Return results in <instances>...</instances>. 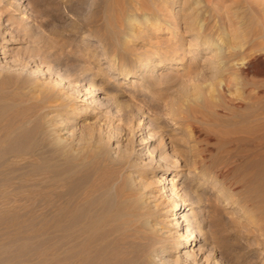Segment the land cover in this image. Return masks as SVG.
Instances as JSON below:
<instances>
[{
  "label": "rangeland",
  "instance_id": "rangeland-1",
  "mask_svg": "<svg viewBox=\"0 0 264 264\" xmlns=\"http://www.w3.org/2000/svg\"><path fill=\"white\" fill-rule=\"evenodd\" d=\"M50 1L0 0V125L4 126H0L3 130H0V147L3 140L6 142L0 148V157L4 156L0 159V202L8 203L5 207L0 206V264H77L79 261L84 264L83 252L77 256L78 261L72 259L70 249H67L66 222L78 216L75 218L78 220L72 221L82 224L87 220L88 229L87 226L85 229L89 230L102 206L105 210L112 209L113 226L102 229L101 223L100 230L97 227L89 230L97 228L98 238L106 245L96 251L90 244L92 249L86 253L89 255L87 264H116V260L123 264L129 256L137 261L126 264H138V261L145 264L144 256L135 255L136 242L127 236L131 226L138 225L143 219L153 224L157 232L156 237L152 236L162 240L165 251L158 254L159 257H151V264H264L262 149L258 147V141L252 143L246 136L248 127L258 124L264 117V0H157L154 11L165 16L169 8L175 26L160 25L156 31L146 30L131 42L111 40L107 36L105 21L97 20L93 0L79 5L86 7L79 17L65 6L64 0ZM197 30L200 32L196 33ZM209 33L222 37L227 34L232 47L243 44L244 57L253 56L247 71L238 80L245 79L242 83L246 85L240 101L233 97L227 104V98L216 88L220 102L213 103L215 107L208 102V107L200 105L207 101L210 85L215 88L220 77L214 70L215 64L209 63L207 52L202 50L206 47L202 36ZM119 46H124L125 51L120 50L122 58L119 63L110 61L108 56L112 47ZM143 55L145 60L150 59L145 71L139 73L143 75L126 78L120 73L122 67L136 65L137 57ZM236 68L232 69L235 74L238 73ZM89 83H93L95 92L84 95ZM127 85L132 88L127 89ZM255 94L258 98L253 97ZM193 102L196 107L203 106L205 116H198L196 120L185 118L187 110L193 108ZM75 104L81 109L80 114L70 119L68 129L64 130L60 117ZM186 121L190 122L189 129L182 125ZM60 137V147L54 146L56 144L51 142ZM35 141L39 143L38 147ZM65 143L71 148L66 147L63 151L60 148L68 146ZM70 149L73 150L71 154ZM121 155L124 161L119 160ZM9 175L12 178L9 179ZM165 177L171 182L164 185L163 190L162 178ZM123 179L133 183L131 202L127 200L129 195L124 200L117 193ZM168 188L173 189L181 209L175 212L169 209L163 214L159 202ZM63 191L70 193L69 196L74 191L73 198H67L68 202L57 199L66 195ZM76 198L81 199L80 202ZM120 199L127 200V204H122ZM58 200L64 206L63 211L55 204ZM69 201L76 207L71 208L75 216L70 214L69 217L67 213L72 205L66 204ZM133 201H142V211L147 209L149 212L138 215L141 218L126 217V221L121 213L127 209L122 207ZM80 203L81 210H76ZM85 203L89 209L85 208ZM93 210H96L95 214ZM113 212L120 213V217L115 213L113 216ZM53 213H57L58 221L53 219L55 223ZM84 213L89 215L86 216L88 219ZM73 222H70L72 227ZM58 224L63 228L61 244L55 236ZM79 224L73 228L81 229ZM189 230L197 237L184 248L173 247L181 240L182 233ZM111 239H115L114 243ZM156 245L155 248H160ZM168 249L171 250L166 252ZM95 255L103 258L102 261L97 256L101 261L98 262Z\"/></svg>",
  "mask_w": 264,
  "mask_h": 264
},
{
  "label": "bare ground",
  "instance_id": "bare-ground-1",
  "mask_svg": "<svg viewBox=\"0 0 264 264\" xmlns=\"http://www.w3.org/2000/svg\"><path fill=\"white\" fill-rule=\"evenodd\" d=\"M37 2H38V0H36ZM50 1V0H49ZM65 2V6H67V7H69V9L72 11V13L74 14V15H76V16H81L82 15V10L84 11L85 9H86V7H80L79 5L80 4H85L87 1L86 0H64ZM94 1V5H95V8L97 9L96 11V13H95V15H97L96 17H97V20H104L105 21V28H106V32H107V36H109L110 38H111V40H116V39H123V40H129V42H131L134 38H137L138 37V35L140 34V33H143L144 31H146V30H155L156 31V29H158V28H160V25L162 26V25H167V27L168 26H170V25H174L175 26V22L173 21V18L174 17H172V11L171 10H169V8H168V10H167V12H166V14H164L165 16H162V15H160V14H163L162 12L160 13V12H157V11H154V4L157 2V0H93ZM168 1V0H167ZM44 2H45V0H44ZM51 2V1H50ZM44 4V3H43ZM46 4H47V2L45 3V6H46ZM50 4V3H49ZM37 6V5H36ZM39 6V5H38ZM47 7V6H46ZM50 8H51V5H50ZM49 8V9H50ZM171 9V8H170ZM46 10L47 9H45L44 11H45V13H46ZM43 11V12H44ZM69 11V10H68ZM166 11V10H165ZM45 13H44V15H45ZM51 13H53V12H51ZM59 13V12H58ZM50 15V14H49ZM48 15V16H49ZM50 17V16H49ZM95 17V18H96ZM97 22V21H96ZM101 23V22H100ZM168 23V24H167ZM91 24V23H90ZM98 24V23H97ZM91 25H93V24H91ZM204 25V24H203ZM99 26V25H98ZM101 26V25H100ZM104 26V25H103ZM171 27V26H170ZM91 28V27H90ZM95 28V27H94ZM98 28V27H97ZM96 28V29H97ZM202 28V23H201V25H200V29ZM101 29V28H100ZM196 30V29H195ZM96 31V30H95ZM202 31V30H201ZM197 32H200V31H196V33ZM224 32V31H223ZM212 33V32H211ZM214 33V32H213ZM199 34V33H198ZM205 34V33H204ZM210 34V33H209ZM220 34V33H219ZM141 35V34H140ZM139 35V36H140ZM197 35V34H196ZM227 35V34H226ZM225 35V37H222V36H219V35H217V34H210V35H204V36H202V41H203V43H205V46L206 47H204L202 50H205V52H207L206 54L209 56V57H207V58H209L210 59V61H209V63H213V64H215V71H216V74L217 75H219L220 77H218V79H217V83H215V85H216V87L214 88V86H211L210 85V87L208 88V91H207V93H206V97H207V101H205V102H203V104H200V105H206L207 106V102H208V104H211L212 103V105H213V103L215 104L216 102H220V100H219V97L215 94V92H216V88L218 89V91L220 92V93H222L221 94V96L222 97H226L227 99V101H226V103L228 104L229 103V101H230V103H231V101H233V97H234V99L236 98V99H241L240 97H241V95L244 93V90H245V84H243L244 82V80L245 79H243V81H238V80H240L239 78H241L240 76L242 75V74H244L246 71H247V69H248V67H249V63L251 62V58H253V56L251 57V56H248V57H244V53H243V51L244 50H242V46H243V44H241V45H239V46H233L232 47V45L230 44V40H229V38H228V36H226ZM243 36V35H242ZM105 37V36H104ZM242 38V37H241ZM138 39V38H137ZM233 40V39H232ZM240 40V39H239ZM239 42H241V41H239ZM105 45H107V44H105ZM121 45V44H120ZM116 46V45H115ZM121 47V49H119ZM122 47H124V46H119V47H112V50H111V54L108 56V58H109V60L110 61H112V62H118L119 63V60L122 58V56H121V52L122 51H125V50H123V48ZM250 47V46H249ZM252 48V47H251ZM125 49V48H124ZM120 50H122V51H120ZM247 54V53H246ZM252 55V54H251ZM145 58H146V56H139V57H137V64L136 65H130V64H128V65H126V66H124V67H122L121 68V70H120V73L121 74H123V76L124 77H126V78H133L134 76H136L137 74H139L140 72H144L145 71V66H146V64H147V61L148 60H150V59H148V60H145ZM237 67V68H236ZM233 68H236L237 70V74H235V70H233L232 71V69ZM152 74V73H151ZM227 74V75H226ZM249 74V73H248ZM139 75H143L142 73L141 74H139ZM149 77L150 76H152V75H148ZM246 76H248V75H246ZM225 78V79H224ZM227 80V81H226ZM242 80V79H241ZM243 82V83H242ZM251 82V81H250ZM249 82V83H250ZM93 83H89L88 85H86L85 86V93H84V95H87V94H91V93H94L95 92V90L93 89V85H92ZM255 85V84H254ZM251 86V85H250ZM253 87H255V86H253ZM35 88H37V86L35 87ZM126 88L127 89H131L132 87H131V85H127L126 86ZM251 88V87H250ZM253 89V88H252ZM257 89V88H256ZM35 90V89H34ZM250 90V89H249ZM248 90V91H249ZM48 91V90H47ZM42 93H43V91H42ZM44 93H45V91H44ZM50 94V93H49ZM45 95H47V93L45 94ZM259 95V94H258ZM47 96H49V95H47ZM250 96V95H249ZM52 97V96H51ZM56 97V96H55ZM254 98H256L257 97V94H255L254 96H253ZM46 98V97H45ZM50 98V97H49ZM53 98V97H52ZM224 98H221V99H223V100H225ZM258 98V97H257ZM243 99V98H242ZM248 100V99H247ZM47 101H49V100H47ZM237 101V100H236ZM240 101V100H239ZM246 101V100H245ZM50 102V101H49ZM112 103L113 104H115L116 103V100H112ZM194 103V102H193ZM248 103V102H247ZM256 103V102H255ZM255 103H254V105H255ZM195 104V103H194ZM193 104V108L191 109H189V110H187V112H186V119L187 118H192V119H198L200 116H201V118H202V115L205 113H203V106H197L196 107V104L194 105ZM205 106V107H206ZM209 106V105H208ZM207 106V107H208ZM214 106V105H213ZM123 107V106H122ZM204 107V108H205ZM206 107V108H207ZM215 107V106H214ZM222 107V106H221ZM236 107V106H235ZM253 107V106H252ZM238 108V107H237ZM209 109V108H208ZM244 109V108H243ZM253 109H254V107H253ZM80 108H78L77 107V104H75V105H73L69 110L67 109L66 111H63V113H62V115H61V117H60V123H61V126H63V124H64V130H66V129H68V124H70V122H69V120L70 119H72V118H74V117H78L79 116V114H80ZM10 112V111H9ZM182 112V111H181ZM210 112V111H209ZM237 112H239V111H237ZM264 112V111H263ZM243 113V112H242ZM255 113H256V111H255ZM262 113V112H261ZM261 113H259V114H261ZM42 114V113H41ZM184 114V113H183ZM215 114V113H214ZM210 115V114H209ZM235 115H237V114H235ZM246 116H247V114H245ZM244 115V116H245ZM199 116V117H198ZM204 116H205V114H204ZM241 116V115H240ZM245 116V118H248V117H246ZM249 116H251V115H249ZM3 117V116H2ZM39 117H40V115H39ZM45 117V116H44ZM179 117V116H178ZM178 117H177V119H178ZM207 117V116H206ZM184 118V117H183ZM255 118V117H254ZM31 119V118H30ZM36 119V118H35ZM43 119H45V118H43ZM209 119H212V118H209ZM241 119H242V116H241ZM252 119V118H251ZM10 120V119H9ZM40 120V119H39ZM46 120V119H45ZM245 120V119H244ZM248 120V119H247ZM250 120V119H249ZM44 121V120H43ZM246 121V120H245ZM251 121V120H250ZM249 121V122H250ZM35 122H36V120H35ZM41 122V121H40ZM232 122H233V120H232ZM248 122V121H247ZM37 123V122H36ZM243 123H244V121H243ZM254 123V122H253ZM252 122H251V124H253ZM8 124H10V123H8ZM40 124H42V122L40 123ZM44 124V123H43ZM250 124V123H249ZM2 125V124H1ZM0 125V126H1ZM16 125V124H15ZM180 125V124H179ZM182 125H184L186 128H188L189 129V127H191V125H190V122L189 121H186V122H184V123H182ZM3 126V125H2ZM230 126V125H229ZM4 127V126H3ZM12 127V126H11ZM15 127V126H14ZM246 127H248V125H246ZM6 128V127H5ZM232 128V127H231ZM7 129V128H6ZM19 129V128H18ZM22 129V128H21ZM237 129V128H236ZM1 130V129H0ZM9 130V129H8ZM24 130H26V129H24ZM48 130V129H47ZM1 131H3V130H1ZM0 131V132H1ZM60 131H62V130H60ZM17 132V131H16ZM242 132V131H241ZM4 133V132H3ZM7 133V132H6ZM10 133H11V131H10ZM9 133V134H10ZM40 133V132H39ZM61 133V132H60ZM229 133H230V131H229ZM233 133V132H232ZM17 134V133H16ZM33 134V133H32ZM64 133H62V134H60V135H63ZM231 134V133H230ZM1 135V134H0ZM4 135H5V133H4ZM3 135V136H4ZM12 135V134H11ZM15 135V134H14ZM17 135H19V134H17ZM42 135V134H41ZM48 135H50V133L48 134ZM56 135H58V134H56ZM59 135V136H60ZM229 135V134H228ZM236 135H238V133L236 134ZM239 135H240V133H239ZM2 136V137H3ZM21 136V135H20ZM25 136V135H24ZM232 136V135H231ZM244 136V135H243ZM246 136H247V138L253 143V142H256L257 143V141H258V144H259V146L258 147H260L261 149H262V159H263V167H262V170H263V172H264V117L260 120V122L258 121V124H256V125H253V126H251L250 128L248 127V129L246 130ZM11 137V136H10ZM9 137V138H10ZM16 137V136H15ZM55 137V136H54ZM233 137V136H232ZM242 137V136H241ZM241 137H240V139H241ZM4 138V137H3ZM6 138H8V136L6 137ZM246 138V139H247ZM11 139V138H10ZM9 139V141L10 142H12L11 140ZM235 139H238V137H235ZM240 139H238V141H240ZM247 139V140H248ZM3 139H1V141H2ZM14 140V139H13ZM18 140V139H17ZM41 140V139H40ZM233 140V139H232ZM8 141V143H10ZM15 141H16V139H15ZM14 141V142H15ZM20 141V140H19ZM19 141H18V143H19ZM58 141H62V138L60 137V138H58V139H56L55 138V140L53 139V142H51V143H55L56 145H54V146H59V144H60V142H59V144H58ZM66 141V140H65ZM237 141V142H238ZM241 141H245V140H242L241 139ZM249 141V143H251ZM2 142H4L5 143V145H6V142L3 140ZM13 142V143H14ZM36 142V141H35ZM46 142V141H45ZM47 142H49V141H47ZM64 142V141H63ZM73 142V141H72ZM235 142V141H234ZM3 143V144H4ZM16 143V142H15ZM21 143V142H20ZM20 143H19V145H20ZM51 143H49V145H51V146H53V144H51ZM251 143V144H252ZM2 144V145H3ZM37 144V146L36 147H38V144L39 143H35V145ZM243 144V143H242ZM245 144V143H244ZM2 145H1V149H2ZM12 145V144H11ZM33 145V144H32ZM31 145V146H32ZM61 145V144H60ZM65 145H68V146H65V148H63V146H62V148H60V149H63V151H65V149H66V147H70L71 148V145H69V144H66L65 143ZM4 146V145H3ZM10 146V145H9ZM13 146V145H12ZM28 145H26V147H27ZM41 146V145H40ZM39 146V147H40ZM225 146V145H224ZM7 148H8V145L6 146ZM29 147V146H28ZM42 147V146H41ZM40 147V148H41ZM60 147V146H59ZM73 147V146H72ZM258 147H257V150H258ZM10 149H12L13 150V148H11V147H9ZM22 148V147H21ZM20 147H19V149H21ZM76 148V147H75ZM86 148V147H85ZM85 148H83V149H85ZM254 148V147H253ZM26 149V148H25ZM33 149V148H32ZM41 149H43V147L41 148ZM51 149V148H50ZM247 149V148H246ZM8 150V149H7ZM11 150V151H12ZM29 150V149H28ZM67 150V149H66ZM69 150V149H68ZM71 150V149H70ZM256 150V149H255ZM15 151V150H14ZM39 151V150H38ZM41 151V150H40ZM62 150H61V152H63ZM73 150H71V152H70V154L71 153H73L72 152ZM75 151V150H74ZM77 151H79V150H77ZM81 151V150H80ZM79 151V152H80ZM92 151H93V149H92ZM92 151H91V153H92ZM258 151H260V150H258ZM1 152V151H0ZM13 152V151H12ZM17 152H18V150H17ZM26 152V151H25ZM33 152H34V150H33ZM35 152H37V150L35 151ZM43 152V151H42ZM90 152V151H89ZM16 152H14V154H15ZM39 153V152H38ZM65 153V152H64ZM63 153V154H64ZM69 153V152H68ZM75 153H76V151H75ZM74 153V154H75ZM78 153V152H77ZM85 153V152H84ZM91 153H89V154H91ZM260 153V152H259ZM30 154V153H29ZM34 154V153H33ZM69 154V155H70ZM79 154V153H78ZM95 154V153H94ZM93 154V155H94ZM121 154V153H120ZM18 155V154H17ZM21 155V154H20ZM32 155V154H31ZM35 155V154H34ZM46 155H47V153H46ZM53 155V154H52ZM62 155V154H61ZM65 156H67L68 154H64ZM76 155V154H75ZM87 155V154H86ZM255 155V154H254ZM259 155V154H258ZM3 156V155H2ZM1 156V157H2ZM29 156V155H28ZM72 156V155H71ZM77 157H78V155H76ZM96 156V155H95ZM0 157V159L2 160V158L4 157H2L1 158ZM37 157H39V156H37ZM53 157V156H52ZM62 157H63V155H62ZM73 157V156H72ZM87 157H88V155H87ZM110 157V156H109ZM260 157V159H261V156H259ZM18 158V157H17ZM64 158H66V157H64ZM103 158V157H102ZM101 158V159H102ZM255 158V157H254ZM21 159V158H20ZM26 159V158H25ZM74 159V158H73ZM78 159V158H77ZM103 159H106V158H103ZM112 159V158H111ZM111 159L109 160V161H111ZM116 159V158H115ZM260 159H258V160H260ZM114 160V159H113ZM112 160V161H113ZM119 160H123V158H122V155L120 156V158H119ZM29 161V160H28ZM124 161V160H123ZM30 162V161H29ZM75 162V161H74ZM77 162V161H76ZM82 162V161H81ZM85 162V161H84ZM117 162V161H116ZM121 162V161H120ZM107 163V162H106ZM110 163V162H109ZM114 163V162H113ZM122 163V162H121ZM2 164V163H1ZM11 164V163H10ZM71 164V163H70ZM75 164V163H74ZM86 164V163H85ZM120 164V163H119ZM124 163H122V165H123ZM7 165H9V164H7ZM80 165V164H79ZM90 165V164H89ZM117 165V164H116ZM125 165H126V163H125ZM9 166H11V165H9ZM21 166V165H20ZM75 166V165H74ZM73 166V167H74ZM124 166V165H123ZM122 166V167H123ZM0 167H2V166H0ZM13 167V166H12ZM19 167V166H18ZM72 167V166H71ZM125 167V166H124ZM5 168V167H4ZM16 168V167H15ZM77 168H78V166H77ZM149 168H151V166H149ZM8 169V168H7ZM70 171H71V168H68ZM67 169V170H68ZM87 169V168H86ZM151 169H153V168H151ZM8 170H11V167H9V169ZM19 170V169H18ZM22 170V169H21ZM21 170H19V171H21ZM85 170V169H84ZM24 171V170H23ZM30 171V170H29ZM69 171V172H70ZM87 171V170H86ZM76 172V171H75ZM1 173V172H0ZM7 172H5V174H6ZM10 173V172H9ZM16 173V172H15ZM18 173V172H17ZM16 173V174H17ZM25 173V172H24ZM28 173V172H27ZM57 173V172H56ZM64 173V172H63ZM77 173V172H76ZM8 174V173H7ZM6 174V175H7ZM15 174V175H16ZM19 174V173H18ZM59 174H61V172L59 173ZM0 175H2V174H0ZM27 175V174H26ZM65 175V174H64ZM69 175V174H68ZM128 175V174H127ZM132 175V174H131ZM8 176V175H7ZM6 176V177H7ZM10 176V175H9ZM12 176V175H11ZM9 177V179L10 178H12V177ZM56 176V175H55ZM70 176V175H69ZM122 176V175H121ZM133 176V175H132ZM31 177V176H30ZM57 177V176H56ZM60 177H62V174H61V176ZM64 178H65V176H63ZM161 177H163V176H161ZM72 178V177H71ZM1 180H2V178H0ZM6 179V178H5ZM7 179H8V177H7ZM27 179V178H26ZM57 179V178H56ZM55 179V180H56ZM59 179V178H58ZM164 181H163V184L161 185V187L163 188V190H164V185H169V183L171 182L170 180H169V178L168 177H165V178H162ZM80 180V179H79ZM124 181L122 182V183H119L120 184V186H119V188H118V192L117 193H119V195H120V197L121 196H123L122 198L124 199V198H126V196H128L129 195V197L130 198H128L127 200H129L130 202H131V200L130 199H133L131 196L132 195H134V193H133V183H132V181L130 180H125V179H123ZM59 181V180H58ZM60 181H61V178H60ZM94 181V180H93ZM136 181H138V180H136ZM135 181V182H136ZM116 182V181H115ZM8 183V182H7ZM22 184H23V182H22ZM44 184V183H43ZM75 184V183H74ZM82 184V183H81ZM4 185V184H3ZM68 184H66V186H67ZM95 185V184H94ZM97 185V184H96ZM113 185V184H112ZM115 185V184H114ZM117 185V184H116ZM14 186V185H13ZM64 186H65V184H64ZM73 186V185H72ZM72 186H70L69 188H71ZM100 186V185H99ZM106 186H108V185H106ZM3 187H5V186H3ZM54 187V186H53ZM60 187V186H59ZM140 187V186H139ZM2 189V188H1ZM14 189V188H13ZM43 189V188H42ZM112 189V188H111ZM110 189V190H111ZM6 190V189H5ZM5 190H3L4 192H5ZM59 190V189H58ZM74 190V189H73ZM102 190V189H101ZM114 190V189H113ZM135 190V189H134ZM166 190V192L165 193H163V195H162V198H161V200H160V205L159 206H161L162 207V209H163V214H166L168 211H170L169 209H171V212H175V211H178V210H180L181 209V207L179 206V203H177L176 201H175V199H176V194L174 193V191H173V189H165ZM8 191V190H7ZM6 191V192H7ZM13 191V190H12ZM48 191V190H47ZM66 191H67V189H66ZM66 191H63V192H66ZM84 191H85V189H84ZM3 192V193H4ZM5 192V193H6ZM16 192V191H15ZM36 192V191H35ZM57 192V191H56ZM70 192V191H69ZM68 192V193H69ZM74 192V191H73ZM73 192H72V194H71V196H69V194H67V192H66V195L64 194V196H63V194H62V192H61V197L60 198H57V196H58V194H57V196H56V198L57 199H65V202H68V200L70 199L71 200V198L70 197H72L73 196ZM104 192V191H103ZM110 192V191H109ZM259 192V191H258ZM1 193V192H0ZM2 193V194H3ZM8 193V192H7ZM49 193V192H48ZM98 193V192H97ZM110 193H112V192H110ZM109 193V194H110ZM114 193H115V191H114ZM60 194V193H59ZM77 194V193H76ZM83 194V193H82ZM81 194V195H82ZM92 194V193H91ZM106 194V193H105ZM7 195V194H6ZM5 195V196H6ZM10 195V194H9ZM75 195V194H74ZM118 195V194H117ZM139 195V194H138ZM4 196V195H3ZM11 196V195H10ZM13 196H14V194H13ZM45 196V195H44ZM60 196V195H59ZM58 196V197H59ZM69 196V197H68ZM76 196V195H75ZM78 196V195H77ZM87 196V195H86ZM98 196H99V194H98ZM97 196V197H98ZM106 196V195H105ZM125 196V197H124ZM28 197H29V195H28ZM66 197V198H65ZM101 197V196H100ZM113 197V196H112ZM111 197V198H112ZM119 197V198H120ZM134 197V196H133ZM9 198V197H8ZM26 198V197H25ZM31 198V197H30ZM67 198H69V199H67ZM73 198V197H72ZM78 198V197H77ZM76 198V200H78ZM83 198V197H82ZM138 198V197H137ZM36 199V198H35ZM35 199H33V200H35ZM45 199V198H44ZM85 199V198H84ZM97 199V198H96ZM98 199H99V201H100V199L101 198H99L98 197ZM104 199H106V198H104ZM32 200V199H31ZM37 200H39V198L37 199ZM55 201H56V199H54ZM79 200H81V199H79ZM78 200V201H79ZM83 200V199H82ZM89 200H90V198H89ZM125 200V199H124ZM126 200V201H127ZM135 200V199H134ZM30 201V200H29ZM28 201V202H29ZM36 201V200H35ZM41 201V200H40ZM40 201H37V202H40ZM52 201V200H51ZM55 201H54V203H55ZM59 202L57 203H55V204H59L60 203V200H58ZM75 201V200H74ZM85 201V200H84ZM88 201V200H87ZM94 201H96V200H94ZM105 201V200H104ZM113 201V200H112ZM120 201H122L121 199H120ZM126 201H122V204H124V202L127 204V202ZM129 201H128V203H129ZM13 202V201H12ZM71 201H69V203H66V204H72V205H69L70 207V210L68 211L67 210V213H69V217H70V214H72L71 216H75L74 215V212L72 211V213H71V208H72V206L74 205L72 202L70 203ZM80 202V201H79ZM89 202V201H88ZM97 202V201H96ZM108 202V201H107ZM134 203H132V204H128V206L127 205H124V207H122V208H124V209H127L126 211L128 212H125L124 210H122L123 212L122 213H125V215L124 214H122L121 213V215H123L124 217H125V219H126V217L128 218L129 216L131 217H137L138 215H144V214H148V212H149V210H147L146 208H148V207H145V211H142L143 209H142V207H144V206H142V201H140V202H135V201H133ZM14 203H16L15 201H14ZM41 203H42V205H43V202L41 201ZM41 203H38V206H39V204L41 205ZM63 203V200L61 201V204ZM75 203V202H74ZM93 203V202H92ZM95 203V202H94ZM98 203H101V201L100 202H98ZM116 203V202H115ZM261 203L262 204H264V185H263V194H262V196H261ZM5 204H8L7 202H0V206H4ZM36 204V203H35ZM34 204V205H35ZM46 204V203H45ZM64 204V203H63ZM62 204V205H63ZM65 204V205H66ZM106 202H105V206H106ZM119 204V203H118ZM76 205V204H75ZM82 205V203H80L79 204V206H78V204H77V207H79V208H77L76 210H81V208L80 207H82L81 206ZM84 205V204H83ZM90 205H93V204H90ZM95 205V207L94 208H96V203L94 204ZM109 205V204H108ZM107 205V206H108ZM111 205H112V203H111ZM36 206V205H35ZM57 206H59V207H57V208H59V211L62 209V207H64V206H61L60 204L59 205H57ZM67 206V205H66ZM65 206V208L67 209L68 207H66ZM85 208H87L88 206H87V204L85 203ZM115 206H117V205H115ZM114 206V207H115ZM120 206V205H119ZM123 206V205H122ZM145 206H147V205H145ZM5 207V206H4ZM43 207V206H42ZM45 207V209L47 208L46 206H44ZM54 207V206H53ZM98 207H99V205H98ZM97 207V208H98ZM103 207V206H102ZM101 207V208H102ZM38 208V207H37ZM40 208V207H39ZM55 208H56V206H55ZM68 208V209H69ZM73 208L75 209L76 207H74L73 206ZM72 208V209H73ZM85 208L84 209H82L84 212H85ZM101 208H99V210L98 209H96V210H98L97 212L98 213H96V217H95V219H94V221H93V219H92V222H94V223H92V225L89 227L90 229L89 230H91V229H93V227L95 228V227H97V228H99V230H100V227L103 229V226H104V228H107V230H108V228H111L113 225L111 224V223H113L112 222V220L110 219L111 217V215H112V209L111 210H108V209H106L105 210V208L103 207V209L102 210H104V211H102L101 210ZM108 208V207H107ZM109 208H110V206H109ZM115 208H117V207H115ZM31 209V208H30ZM53 209V208H52ZM87 209H89V207L87 208ZM119 209V208H118ZM117 209V210H118ZM137 209V210H136ZM150 209V208H149ZM41 210H43V209H41ZM54 210V209H53ZM58 210V209H57ZM76 210H75V213H76ZM95 210V211H96ZM101 210V211H100ZM129 210V211H128ZM134 210H136V211H134ZM49 211V210H48ZM59 211H58V213H59ZM61 211H63V210H61ZM87 211V210H86ZM95 211L93 210V212H94V214H95ZM114 211V210H113ZM120 211V210H119ZM38 212V211H37ZM55 212H56V209H55ZM67 213H66V218H67ZM83 213V212H82ZM89 213H90V211H89ZM114 213L115 212H113V216H115L114 215ZM127 213V214H126ZM40 214V213H39ZM50 214H52L51 213V210H50ZM53 214H55V215H53V217L54 218H52V220L53 219H55V220H57L56 219V217H57V213H53ZM62 214V213H61ZM78 214V213H77ZM85 214H87V213H84V217L86 218V219H88L87 217L89 216H85ZM91 214V213H90ZM115 214H117V213H115ZM120 213H118L117 214V216L119 215ZM48 215V214H47ZM60 215V214H59ZM152 215V214H151ZM150 215V216H151ZM29 216H30V214H29ZM51 216V215H50ZM56 216V217H55ZM92 216H94V215H92ZM123 216H121V218H123ZM27 217V216H26ZM41 217H43V216H41ZM47 217H49V216H47ZM68 217V218H69ZM78 218V216H75V218ZM80 217V216H79ZM83 216H82V219L84 218ZM118 217H120V216H118ZM139 217V216H138ZM28 218V217H27ZM31 218V217H30ZM51 218V217H50ZM71 218H73V217H71ZM71 218H69V219H71ZM72 219L73 221H76V220H78V219ZM84 218V219H85ZM93 218V217H92ZM120 218V219H121ZM139 218H141V217H139ZM26 219V218H25ZM39 219H41V218H38V220ZM49 219V218H48ZM60 219V218H59ZM113 219V218H112ZM124 219V220H125ZM49 220H51V219H49ZM68 219H66V221H67ZM70 221V222H73V221ZM132 220V219H131ZM138 220V219H137ZM136 220V221H137ZM140 220V219H139ZM58 221V220H57ZM62 221V220H61ZM126 221H127V219H126ZM125 221V222H126ZM129 221V220H128ZM133 221V220H132ZM135 221V222H136ZM39 222H42V221H39ZM69 222V221H68ZM66 222L67 223V234H65V235H67V237H66V239H68V243H69V248H67L69 251H70V253H71V255L73 256V258L72 259H76V260H78L77 259V256H79V254H80V252H83L82 253V255L83 254H85V256H84V258L82 259V262L84 263V264H87V262H88V258H89V255H87L86 253H88V251L89 250H91L92 249V246H89L90 244L91 245H93V247H94V249L97 251V249H103V247H104V245H106V243L104 244L103 243V241L100 239V237L98 238V236H97V228L94 230V231H89V230H87L88 229V223H87V220L86 221H83V223L81 224V221L79 222H77V224H79V225H81L80 227H81V229H74L73 227L74 226H76L77 224L75 223V222H73V223H75V224H73L74 226L72 227L71 226V223L69 222ZM116 222V221H115ZM121 222V221H120ZM123 222V221H122ZM43 223H44V221H43ZM53 223H55L54 222V220H53ZM62 223V225H64V223H63V221L61 222ZM101 223H102V225H101ZM126 223H129V222H126ZM120 224V223H119ZM131 224V223H130ZM129 224V225H130ZM138 225H133V226H131V227H133V228H131V230H129V234L127 235L128 237L129 236H131L130 238H132V239H134V242H136V244H137V246H135V247H137L136 249V251H137V253L135 254V255H139V256H144L145 257V259H142L141 257V259L144 261V262H146L145 264H151V257H156V256H158L159 257V255L158 254H161L162 255V253H164L165 251H164V247H162L161 246V244H162V240H160V239H155L154 237H156V234H155V232H157L156 231V229L151 225V224H149V221L148 220H142L140 223H137ZM66 225V224H65ZM101 225V226H100ZM124 224H122V226H123ZM128 225V224H127ZM58 227H57V231H55L56 232V240H58V242H59V244H61L60 242H62L63 241V239H61V237H62V230H63V228H62V226L60 225V224H58L57 225ZM87 226V227H86ZM99 226V227H98ZM121 226V225H120ZM135 226V227H134ZM78 227V226H77ZM85 227L87 228V229H85ZM114 227H116V226H114ZM126 227V226H125ZM54 228V227H53ZM70 228V229H69ZM116 228H119V226L118 227H116ZM122 228V227H121ZM127 228V227H126ZM114 229V228H113ZM122 230H124V229H122ZM127 230V229H126ZM112 231V230H111ZM54 232V231H53ZM54 232V233H55ZM65 232V231H64ZM116 232H117V230H116ZM111 233V232H110ZM113 233H115V231L113 230ZM113 233H111V235L113 234ZM115 234H117V233H115ZM122 234V233H121ZM155 234V235H154ZM154 237H153V236ZM93 236H96V237H94V240L92 239L93 238ZM117 236V235H116ZM115 236V237H116ZM126 236V237H127ZM44 237H46V236H44ZM110 237V236H109ZM108 237V238H109ZM112 237V236H111ZM110 237V238H111ZM122 237V236H121ZM125 237V236H124ZM128 237L126 238V239H128ZM197 237V234L196 233H194L192 230H189L188 232H186V233H182V235H181V240L180 241H178L177 243H176V245L175 244H173L172 246L174 247H177V248H184L185 247V244H187V243H190L191 241H192V239H195ZM109 238V239H110ZM113 238V237H112ZM120 238V237H119ZM123 238V237H122ZM122 238H120L121 240H123ZM158 238V237H157ZM60 239H61V241H60ZM65 239V238H64ZM126 239H124V240H126ZM162 239V238H161ZM92 240V241H91ZM123 240V241H124ZM131 240V239H130ZM136 240V241H135ZM65 241V240H64ZM67 241V240H66ZM111 241H113L112 239H111ZM111 241H109V242H111ZM114 241H115V239H114ZM114 241L113 242H111V243H114ZM106 242V241H105ZM108 242V243H109ZM67 242H65V244H66ZM119 243H120V240H119ZM122 243L123 242H121V245H122ZM164 243V242H163ZM64 244V243H63ZM129 244V242L127 243V245ZM132 244H133V242H132ZM156 244H158V245H160V248H155L157 245ZM114 245V244H113ZM130 245V244H129ZM129 245L127 246V247H129ZM156 245V246H155ZM58 246V245H57ZM59 246H61V245H59ZM67 246V245H66ZM88 246L90 247V248H88ZM107 246H109V245H107ZM123 246V245H122ZM110 247V246H109ZM133 247V246H132ZM134 247V248H135ZM62 248V247H61ZM66 248V247H65ZM64 248V249H65ZM163 248V249H162ZM67 249H65V250H67ZM117 249H119V248H117ZM122 249V248H121ZM58 250V249H57ZM94 250V251H95ZM115 250V249H114ZM124 251H125V249H123ZM127 250V249H126ZM130 250V249H129ZM171 249H168V250H166V252H169ZM121 251V250H120ZM135 251V252H136ZM62 252V251H61ZM68 252V251H67ZM93 252V251H92ZM91 252V253H92ZM99 252V251H98ZM116 252V251H115ZM59 253V252H58ZM65 253V252H64ZM100 253V252H99ZM98 253V254H99ZM101 253H102V251H101ZM105 253V252H104ZM107 253H110V251L109 252H107ZM122 253V252H121ZM124 253V252H123ZM134 253V252H133ZM69 254V253H68ZM106 254V253H105ZM114 254V253H113ZM118 254H119V252H118ZM118 254L116 255V256H118ZM168 254H170V253H168ZM82 255H81V257H82ZM91 255H93V253L91 254ZM103 255V254H102ZM108 255V254H107ZM106 255V256H107ZM110 255V254H109ZM109 255H108V257H109ZM134 255V256H135ZM137 255V256H138ZM71 256V257H72ZM96 256V255H95ZM95 256H92V257H95ZM98 257H99V255H97ZM97 256H96V258H97ZM104 256V255H103ZM132 256V255H131ZM136 256V257H137ZM138 256V257H139ZM88 257V258H87ZM102 257V256H101ZM114 257V256H113ZM119 257H120V255H119ZM124 257V256H123ZM126 257V256H125ZM143 257V258H144ZM116 258H118V257H116ZM121 258V257H120ZM71 259V260H72ZM99 259H100V257H99ZM98 258L96 259L97 261L99 260ZM103 259V258H102ZM102 259H100L101 261H102ZM108 259V258H107ZM112 259V258H111ZM111 259H108L109 261L111 260ZM124 259V258H123ZM96 260H94L93 259V261H96ZM99 260V261H100ZM105 260H106V258H105ZM104 260V262H107V261H105ZM113 260H114V258H113ZM120 260V259H119ZM134 260V257L133 258H131L130 259V256H129V259H127V258H125V260H123V262L126 264V262L128 261L129 263L130 262H132ZM79 261V260H78ZM96 261V262H97ZM98 261V262H99ZM100 261V262H101ZM115 261V260H114ZM113 261V262H114ZM122 261V260H121ZM136 261H137V259H136ZM135 261V262H136ZM80 262V261H79ZM79 262H77V264H79ZM112 262V261H111ZM112 262V263H113ZM134 261H133V263H135ZM139 263L141 262V261H138ZM89 263V262H88ZM95 263V262H94ZM102 263V262H101ZM101 263H99V264H101ZM107 263H109L110 264V262H107ZM116 264H118V261L116 260V262H115ZM123 263V264H124ZM138 263V264H139ZM143 263V262H142ZM82 264V263H81ZM90 264H92V262L90 263ZM98 264V263H97ZM102 264H104V263H102ZM121 264H122V262H121ZM154 264V263H153ZM160 264V263H159Z\"/></svg>",
  "mask_w": 264,
  "mask_h": 264
}]
</instances>
